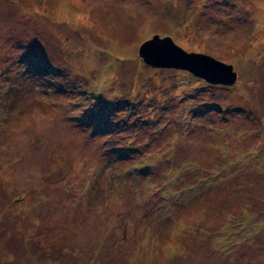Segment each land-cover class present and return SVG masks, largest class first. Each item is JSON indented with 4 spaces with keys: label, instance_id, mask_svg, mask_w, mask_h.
I'll use <instances>...</instances> for the list:
<instances>
[{
    "label": "rangeland",
    "instance_id": "rangeland-1",
    "mask_svg": "<svg viewBox=\"0 0 264 264\" xmlns=\"http://www.w3.org/2000/svg\"><path fill=\"white\" fill-rule=\"evenodd\" d=\"M0 264H264V0H0Z\"/></svg>",
    "mask_w": 264,
    "mask_h": 264
},
{
    "label": "water",
    "instance_id": "water-1",
    "mask_svg": "<svg viewBox=\"0 0 264 264\" xmlns=\"http://www.w3.org/2000/svg\"><path fill=\"white\" fill-rule=\"evenodd\" d=\"M139 53L151 66L187 70L212 84L231 85L237 80L233 66L221 63L208 55L188 53L170 37L161 39L155 36L142 44Z\"/></svg>",
    "mask_w": 264,
    "mask_h": 264
}]
</instances>
